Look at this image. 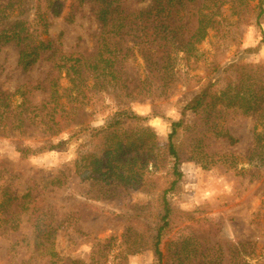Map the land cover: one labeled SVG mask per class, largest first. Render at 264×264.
<instances>
[{"label":"rangeland","instance_id":"obj_1","mask_svg":"<svg viewBox=\"0 0 264 264\" xmlns=\"http://www.w3.org/2000/svg\"><path fill=\"white\" fill-rule=\"evenodd\" d=\"M148 3L126 1L131 11ZM220 5L215 28L194 55L163 43L152 72L138 52V35L124 37L130 52L119 66L120 84L85 74L83 103L73 101L77 91H66L70 77L53 71L51 61L24 71L16 46L0 48V264H50L35 250L37 234L49 230L60 264H157L152 243L163 224L165 196L171 212L162 231L164 252L190 239V249L222 246L231 258L222 264H238L229 248L242 241L252 245L249 264H264V165L251 155L256 136L264 145L263 118L226 109L218 122L234 141L213 133L198 141L196 132L214 122L203 124L186 108L203 85L211 83L222 100L229 82L243 77L249 84L247 74L264 65V0ZM60 10L51 15L47 37L61 40L63 53L73 57L93 54L101 27L92 6L62 0ZM53 80L63 95L56 101ZM180 120L185 125L174 137L178 179L169 136ZM111 124L122 140V162L119 172L104 178L110 167L105 156L115 146ZM145 127L155 136L143 134ZM115 162L110 159L111 166ZM124 235L139 241L137 253L122 245Z\"/></svg>","mask_w":264,"mask_h":264},{"label":"trees","instance_id":"obj_2","mask_svg":"<svg viewBox=\"0 0 264 264\" xmlns=\"http://www.w3.org/2000/svg\"><path fill=\"white\" fill-rule=\"evenodd\" d=\"M126 1L75 0L78 3V8L85 3L92 6L94 18L101 27V36L93 54L73 57L69 53H63L61 40L56 42L47 37L51 26V15L53 13L54 16L60 14L62 0H0V48L11 44L16 46L19 54L18 65L24 71L31 70L44 58L51 61L53 71L58 73L66 71L67 76L70 77L72 85L66 91H70L71 94L77 91L73 101L83 103L88 87V84L84 83L86 82L84 81L86 80L84 79L85 74L87 76L91 73L97 74L98 80L101 82L115 83V80L118 81L119 66L130 52L128 47L123 45L124 37L129 36L131 32L138 33H132L134 37L138 35L136 40H139V45H143L139 46L138 52L147 61V67L152 72L159 65L153 60L159 50L165 49V44L168 42L173 46V50L194 55L198 50V45L207 38L210 30L215 28L216 18L221 7V0H138L149 3L142 10L131 11L126 5ZM74 17L75 15H71L67 20L73 22ZM155 43L157 44L155 45ZM255 69L253 75L247 74V76H252L249 79L251 81L249 84L242 83L243 77L237 84L229 82L227 95L222 100H218L212 92L213 85L211 83L199 88L186 108L199 115L203 124L208 125L210 120H213L214 123L204 128L201 127L202 129L195 134V140L200 141L209 133H213L218 138L233 142L234 138L218 122L226 109L237 111L244 116L257 115L259 118L262 117L264 122V65H256ZM119 84L118 81L117 85ZM122 87L126 86L122 84ZM59 89L58 81L53 80L50 84V92L55 101L63 96L60 95ZM3 101L4 99L2 100L0 97V107ZM129 117L133 118L134 116ZM135 117L143 119L141 116ZM184 125L185 123L181 120L173 122L172 133L169 136V151L176 159L174 172L178 179L181 178L182 172L179 169L180 156L174 143V137L178 133V129ZM111 128L112 124L107 127L108 136L111 137L115 146L105 156V159L109 160L106 165L109 164L110 167L103 172L104 178L111 176L116 171L119 172L120 165L117 161L122 162V158H120L122 140L118 131L110 130ZM142 133L149 134L151 137L155 136L151 127L143 128ZM200 146V143H196L195 147ZM263 148L262 137L258 135L251 155L262 159L261 166L264 165ZM124 153L127 154L126 151ZM200 153H203V150ZM111 158H116L114 166L110 165ZM199 161L203 163L202 160ZM202 165L207 167L206 164ZM51 183L61 184L58 180L57 182L53 180ZM174 183L171 188L174 187ZM170 212L171 208L165 196L163 224L158 229L152 243L157 264H222L226 257L230 258L223 251L222 246L203 250L190 249V239L174 244L175 250L171 253L164 252L161 247L162 231L168 225ZM52 235L53 232L50 230L44 234L39 232L36 236L38 242L35 250L40 251L42 256H47L50 264H60V259L54 248V241L51 239ZM123 244L132 253H137L140 250L138 248L139 241L137 239L130 241L126 235L122 240ZM251 246L250 242L241 241L231 245L229 254L231 250V256L238 261V264H249ZM216 248H218V255H211L210 252ZM232 248H236L235 254ZM237 250H239L238 255ZM78 264L84 263L79 262Z\"/></svg>","mask_w":264,"mask_h":264}]
</instances>
